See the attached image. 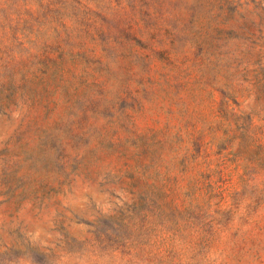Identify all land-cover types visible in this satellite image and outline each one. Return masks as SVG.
I'll use <instances>...</instances> for the list:
<instances>
[{
	"label": "rangeland",
	"instance_id": "rangeland-1",
	"mask_svg": "<svg viewBox=\"0 0 264 264\" xmlns=\"http://www.w3.org/2000/svg\"><path fill=\"white\" fill-rule=\"evenodd\" d=\"M0 264H264V0H0Z\"/></svg>",
	"mask_w": 264,
	"mask_h": 264
},
{
	"label": "trees",
	"instance_id": "trees-1",
	"mask_svg": "<svg viewBox=\"0 0 264 264\" xmlns=\"http://www.w3.org/2000/svg\"><path fill=\"white\" fill-rule=\"evenodd\" d=\"M261 34V33H260Z\"/></svg>",
	"mask_w": 264,
	"mask_h": 264
}]
</instances>
